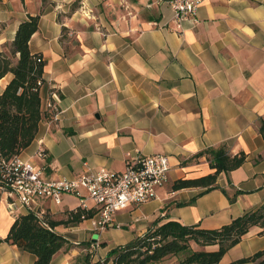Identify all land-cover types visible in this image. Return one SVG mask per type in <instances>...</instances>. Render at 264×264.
<instances>
[{
  "label": "crops",
  "instance_id": "obj_1",
  "mask_svg": "<svg viewBox=\"0 0 264 264\" xmlns=\"http://www.w3.org/2000/svg\"><path fill=\"white\" fill-rule=\"evenodd\" d=\"M74 1L0 0V49L6 50L28 15H40L29 49L45 62L42 107L54 113L39 122L18 155L50 179L85 168L122 171L127 153L165 154L171 169L155 198L115 213L118 227L96 231L86 220L56 226L67 242L50 264L95 263L156 219L218 228L261 205L264 139L257 125L264 118V0H204L198 23L184 21L180 28L168 6H149L148 0H79L73 8ZM10 78L0 80V92ZM221 144L231 154H246L240 167L219 173L216 187L206 192L170 187L175 179L212 172L206 156L196 153ZM76 206L77 199L64 194L58 205L38 199L34 210L58 220ZM29 211L0 201V264L33 263L32 253L4 240L14 220ZM110 230H122L123 238L111 243ZM263 230L250 227L218 264L264 249ZM182 259L178 253L152 264Z\"/></svg>",
  "mask_w": 264,
  "mask_h": 264
},
{
  "label": "trees",
  "instance_id": "obj_2",
  "mask_svg": "<svg viewBox=\"0 0 264 264\" xmlns=\"http://www.w3.org/2000/svg\"><path fill=\"white\" fill-rule=\"evenodd\" d=\"M78 1L73 2V8ZM39 16L28 15L19 23L12 40L5 43L6 50L0 49V80L7 74L11 75L0 92V159L18 155L29 146L39 122L52 118L54 114L52 110L42 107L45 62L41 55L29 49V40L38 30ZM257 130L264 139V118L259 119ZM200 155L206 156L212 172L199 177L175 179L170 186L173 190L189 187L202 188L200 193L211 190L216 187L219 173L240 167L246 159L244 152L229 153L225 144L207 147L196 153V156ZM91 214L79 209L75 213L70 211L66 219L55 220L48 213L38 216L29 211L14 220L4 240L16 244L22 251L32 253L35 256L32 264H50L53 254L67 242L54 228L61 224H77L84 220L82 215L87 217ZM256 225L264 226V202L218 228L208 229L199 224L184 225L176 220L160 222L156 219L141 235L110 249L102 260L87 264H152L188 250L181 264H218L225 252L237 244L250 227ZM189 241L198 246L217 244L218 248L213 251L191 250ZM245 263L264 264V249L227 264Z\"/></svg>",
  "mask_w": 264,
  "mask_h": 264
},
{
  "label": "built area",
  "instance_id": "obj_3",
  "mask_svg": "<svg viewBox=\"0 0 264 264\" xmlns=\"http://www.w3.org/2000/svg\"><path fill=\"white\" fill-rule=\"evenodd\" d=\"M204 0H148V5H166L173 13L177 28L188 21L198 23L197 11ZM40 83V82H38ZM48 106H52L48 102ZM44 157L43 151H38ZM171 163L169 156L162 153L136 155L130 157L122 171H113L104 167L96 170L85 168L73 177L50 179L34 162L23 160L19 155L0 159V201L9 206L16 202L34 210L38 199H48L58 205L62 195L69 194L77 199L79 209L90 211V216L82 218L96 231L118 227L114 215L128 205H141L156 197L157 188L168 181ZM89 202L91 205H89Z\"/></svg>",
  "mask_w": 264,
  "mask_h": 264
},
{
  "label": "rangeland",
  "instance_id": "obj_4",
  "mask_svg": "<svg viewBox=\"0 0 264 264\" xmlns=\"http://www.w3.org/2000/svg\"><path fill=\"white\" fill-rule=\"evenodd\" d=\"M172 183V182H171ZM84 224H85V222H84ZM120 233H123L122 232V230H110V234H111V236H110V238H108V240L111 242V243H115V242H117V241H120L121 240V238H123L122 236H120ZM98 237V232H93V234H92V239H96ZM108 241V242H109ZM189 249H191L192 250V248L193 247H199L198 245H196L194 242H192V241H189ZM188 251H190V250H188ZM188 251H185V252H180L179 253V256H181L182 258L183 257H185L186 255H187V253H188ZM101 252H103V250H101L100 249V253ZM103 259V257L100 259V260H102ZM100 260H98V261H100ZM97 261V262H98Z\"/></svg>",
  "mask_w": 264,
  "mask_h": 264
}]
</instances>
